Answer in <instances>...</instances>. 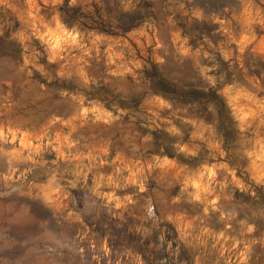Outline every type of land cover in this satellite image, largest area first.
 Masks as SVG:
<instances>
[{
    "label": "rangeland",
    "instance_id": "374dc122",
    "mask_svg": "<svg viewBox=\"0 0 264 264\" xmlns=\"http://www.w3.org/2000/svg\"><path fill=\"white\" fill-rule=\"evenodd\" d=\"M0 264H264V0H0Z\"/></svg>",
    "mask_w": 264,
    "mask_h": 264
}]
</instances>
